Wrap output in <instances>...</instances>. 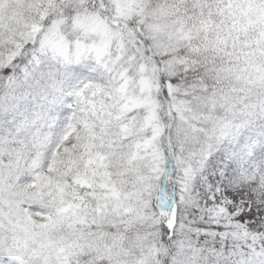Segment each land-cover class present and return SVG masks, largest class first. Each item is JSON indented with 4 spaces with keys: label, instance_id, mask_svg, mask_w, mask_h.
I'll return each instance as SVG.
<instances>
[{
    "label": "snow or ice",
    "instance_id": "obj_1",
    "mask_svg": "<svg viewBox=\"0 0 264 264\" xmlns=\"http://www.w3.org/2000/svg\"><path fill=\"white\" fill-rule=\"evenodd\" d=\"M0 264H264V0H0Z\"/></svg>",
    "mask_w": 264,
    "mask_h": 264
}]
</instances>
